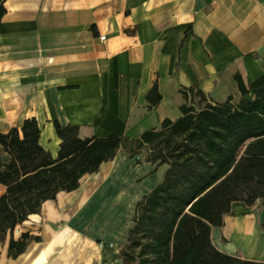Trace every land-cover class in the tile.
I'll list each match as a JSON object with an SVG mask.
<instances>
[{"label": "crops", "instance_id": "crops-1", "mask_svg": "<svg viewBox=\"0 0 264 264\" xmlns=\"http://www.w3.org/2000/svg\"><path fill=\"white\" fill-rule=\"evenodd\" d=\"M0 133L35 118L56 157L53 121L79 136L137 137L181 113L182 88L223 101L264 73V0H3ZM104 36V39H100ZM157 82L160 101L146 94ZM119 150L73 191L42 203L0 241V264H123L135 206L165 169ZM5 187L0 184V195ZM264 203L236 202L213 227L226 254L264 261ZM29 233L15 259L11 236Z\"/></svg>", "mask_w": 264, "mask_h": 264}, {"label": "trees", "instance_id": "trees-1", "mask_svg": "<svg viewBox=\"0 0 264 264\" xmlns=\"http://www.w3.org/2000/svg\"><path fill=\"white\" fill-rule=\"evenodd\" d=\"M4 13L0 0V23ZM233 79L237 96L223 101L195 86L182 88L181 115L133 138H82L77 125L53 121L60 139L56 157L41 146L35 118L0 133V241L43 202L78 188L84 174L119 150L129 157L145 151V161L165 171L135 206L119 252L123 264H264L221 252L211 240L212 228L223 225L234 203H264V73L247 84L239 74ZM146 99L151 105L160 101L156 81ZM31 240L40 238L11 236L8 256L18 257Z\"/></svg>", "mask_w": 264, "mask_h": 264}, {"label": "rangeland", "instance_id": "rangeland-1", "mask_svg": "<svg viewBox=\"0 0 264 264\" xmlns=\"http://www.w3.org/2000/svg\"><path fill=\"white\" fill-rule=\"evenodd\" d=\"M234 94L237 96V93L235 91H234ZM139 156H141V158H144L145 157V151H142ZM163 169H165V167L164 168L162 167V170Z\"/></svg>", "mask_w": 264, "mask_h": 264}, {"label": "built area", "instance_id": "built-area-1", "mask_svg": "<svg viewBox=\"0 0 264 264\" xmlns=\"http://www.w3.org/2000/svg\"><path fill=\"white\" fill-rule=\"evenodd\" d=\"M99 38H100V39H104V36H100Z\"/></svg>", "mask_w": 264, "mask_h": 264}]
</instances>
